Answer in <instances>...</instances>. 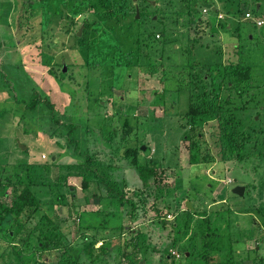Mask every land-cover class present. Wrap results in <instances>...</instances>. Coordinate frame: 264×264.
I'll return each mask as SVG.
<instances>
[{"label": "rangeland", "instance_id": "obj_1", "mask_svg": "<svg viewBox=\"0 0 264 264\" xmlns=\"http://www.w3.org/2000/svg\"><path fill=\"white\" fill-rule=\"evenodd\" d=\"M244 1L0 0V204L37 200L0 264H131L135 244L132 264H197L205 235L214 261L264 264V0Z\"/></svg>", "mask_w": 264, "mask_h": 264}, {"label": "trees", "instance_id": "obj_2", "mask_svg": "<svg viewBox=\"0 0 264 264\" xmlns=\"http://www.w3.org/2000/svg\"><path fill=\"white\" fill-rule=\"evenodd\" d=\"M226 1L228 2V5L230 7L228 10H225V14H227V15L232 14L233 9H235V13H237V14L239 12H241L239 5H240L241 1L243 2V0L237 1L236 4L234 2H232V0H226ZM244 2L246 3V5H252L251 3H249L250 2L249 0H245ZM254 7H256V6H254ZM209 8H210V11H212L215 14L214 18L217 19L218 14H220L219 12H221V11H219L213 5L212 6L209 5ZM218 22H219V20H218ZM220 22H221V20H220ZM231 67H232V69L230 72L234 76L235 81L237 82L238 85L241 86L245 83H248L251 86V85L255 84V81L252 77V70L249 69L248 66L242 67V66H239L237 64V65H231ZM225 72H226V69L222 68L221 65H218V66L216 65V66L212 67L211 74H210V80L212 82V85L217 83L220 86L222 80L225 79V76H226ZM263 84H264V77L262 80V85ZM255 86H256L255 88H258V84H256ZM236 87H239V86L236 85ZM213 89H215L217 91L216 92V96H217V93L220 92L219 89L217 87H214ZM246 90H249V88H247ZM40 104H42V100H41L40 96L37 93H35L32 96L31 100L28 103H26V106L29 110L34 111L36 109V107ZM1 117H3V112H0V118ZM197 123H199V122H197ZM74 128L75 127H71V130L69 131L70 136L74 134V132H75ZM197 152H198L197 150H195V151L190 150L189 151V162H190V164H199L201 162L197 158V155H196ZM137 171H138L139 178H140L143 185H147V180L149 177L154 176L155 178H157V176L159 174V170L156 167L144 166V165L138 166ZM16 197L17 198L15 199L14 203L11 206H7L5 204H0V235H2V236L6 235V231L11 225L15 224L16 222L19 223L20 218L22 216H24L25 214H27L28 216L29 215L33 216L34 212L36 211L37 200L35 199V197L31 193L29 188L25 187L22 190V192ZM262 217L264 219V213H263ZM164 220L166 222H171V226L173 228H176L178 226L177 224H175V221L172 223L171 220H168L166 218H164ZM187 228H184L183 231H182V229L180 231H179V229L178 230L176 229L175 232H176V234L181 233V231H182V233H187L189 231V229H187ZM131 232H133V231H131ZM8 234H9V232H8ZM47 235L54 237V235H51V232L47 233ZM47 235L44 236L46 242L42 245L43 250L50 248L49 236H47ZM205 237H206L207 241L209 239V242L203 246V248H205L204 250H206L205 251L206 253H205V255L203 254V256L200 257V251L197 252V259H198L197 264H234V263H232V261H218V262L214 261L212 259L213 254L214 253L219 254L220 253V252H218L219 249L216 248V244L213 242V239L210 236L205 235ZM193 238L194 237H191L189 241H193L194 240ZM135 242H137L136 238H135L134 243ZM58 247L59 246L56 243L54 245V247H52V248H58ZM129 247H130L129 249H133L132 252H134V254H131V255L136 256L140 247L138 248L136 244L131 245ZM124 248H125L124 250L128 253L129 252L128 247L124 246ZM190 250H191V253H193L192 249H190ZM127 253H125V252L123 253L124 258L127 259L132 264L133 261H131V255L127 254ZM191 253H189L187 256L190 257L192 255ZM207 256H210L209 259H207ZM170 257L171 256L168 255V258H170ZM202 260H204L203 263H201ZM191 264H196V263H191Z\"/></svg>", "mask_w": 264, "mask_h": 264}, {"label": "water", "instance_id": "obj_3", "mask_svg": "<svg viewBox=\"0 0 264 264\" xmlns=\"http://www.w3.org/2000/svg\"><path fill=\"white\" fill-rule=\"evenodd\" d=\"M152 4H154V2H152ZM136 15H137V17H139V12H138V10L136 11ZM80 34H81V29L78 31L77 36H79ZM65 70H66V66H63L62 71L65 72ZM141 149L144 150V147H141ZM233 193L238 194V195H243V193H244V187H235V188L233 189ZM186 206H187L189 209L192 208V205H191L190 202H187V203H186Z\"/></svg>", "mask_w": 264, "mask_h": 264}, {"label": "built area", "instance_id": "obj_4", "mask_svg": "<svg viewBox=\"0 0 264 264\" xmlns=\"http://www.w3.org/2000/svg\"><path fill=\"white\" fill-rule=\"evenodd\" d=\"M247 17H249V14H246ZM222 17V15H220L218 18L220 19Z\"/></svg>", "mask_w": 264, "mask_h": 264}, {"label": "flooded vegetation", "instance_id": "obj_5", "mask_svg": "<svg viewBox=\"0 0 264 264\" xmlns=\"http://www.w3.org/2000/svg\"><path fill=\"white\" fill-rule=\"evenodd\" d=\"M152 2H153V1H149V4H151V5H154L155 3H154V4H152ZM136 11H137V10H136ZM77 33H78V32H77Z\"/></svg>", "mask_w": 264, "mask_h": 264}]
</instances>
